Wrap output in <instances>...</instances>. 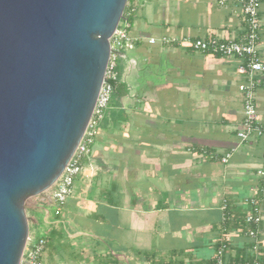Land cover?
I'll return each mask as SVG.
<instances>
[{
  "label": "crops",
  "instance_id": "crops-1",
  "mask_svg": "<svg viewBox=\"0 0 264 264\" xmlns=\"http://www.w3.org/2000/svg\"><path fill=\"white\" fill-rule=\"evenodd\" d=\"M128 5L135 42L119 56L122 94L113 93L98 123L72 194L59 210L50 191L28 201L29 236L46 242L43 264H156L159 256L166 264H207L223 242L226 262L264 258V200L256 238L245 233V199L258 198L264 182V131L247 142L236 135L241 59L148 41L236 38L245 28L240 8L231 0ZM260 17L264 61V0ZM257 76L264 124V73Z\"/></svg>",
  "mask_w": 264,
  "mask_h": 264
},
{
  "label": "water",
  "instance_id": "water-1",
  "mask_svg": "<svg viewBox=\"0 0 264 264\" xmlns=\"http://www.w3.org/2000/svg\"><path fill=\"white\" fill-rule=\"evenodd\" d=\"M127 0H0V264H19L92 115Z\"/></svg>",
  "mask_w": 264,
  "mask_h": 264
},
{
  "label": "built area",
  "instance_id": "built-area-1",
  "mask_svg": "<svg viewBox=\"0 0 264 264\" xmlns=\"http://www.w3.org/2000/svg\"><path fill=\"white\" fill-rule=\"evenodd\" d=\"M128 1L125 6V12L123 11L122 17L110 37V55L104 80L87 127L66 168L49 190L56 203L57 210L67 202L72 194L74 178L83 168V159L90 151V146L97 134L98 123L103 118L105 110L111 101L114 93L113 82L118 79L117 61L120 53L134 46L135 39L129 34L131 9H129ZM231 1L240 8L245 25L243 33L236 38L220 39L215 36L177 38L161 36L160 38L150 37L148 41L149 43L159 41L163 45L188 44L192 49L204 53L223 56L232 55L241 59L238 71L246 76V80L239 84V90L243 94V116L236 135L240 142H247L264 131V124L258 112L255 94V89L259 82L257 75L258 73H264V61L261 59L257 48L261 25V0ZM229 155L230 153H226L222 160L226 161ZM258 173L261 174L262 170H258ZM261 200H264V182L259 189L258 198L245 199V203L251 205V209L244 217V222L247 225L245 233L253 239L256 238V225L260 221L257 203ZM226 207L227 200L224 199L222 208L225 209ZM45 243L43 237L34 240L29 236L19 264H43L41 256ZM226 248L225 242L219 244L213 256L214 264H229L223 257ZM236 264H264V258L254 257L250 261Z\"/></svg>",
  "mask_w": 264,
  "mask_h": 264
},
{
  "label": "trees",
  "instance_id": "trees-1",
  "mask_svg": "<svg viewBox=\"0 0 264 264\" xmlns=\"http://www.w3.org/2000/svg\"><path fill=\"white\" fill-rule=\"evenodd\" d=\"M124 12H125V9H124ZM119 70V68H118ZM113 87H114V94L116 93L117 95H121L122 94V83L119 82V79H117L116 81L113 82ZM145 258H152L153 255H143ZM254 257H247V258H244V257H241L240 259H237V260H234V261H230L228 262L229 264H236L238 262H245V261H250L252 260ZM154 261V260H153ZM167 261L165 259H162V257H158L157 261H156V264H166ZM153 264V263H152ZM155 264V263H154ZM207 264H214V260L212 259L211 261H208Z\"/></svg>",
  "mask_w": 264,
  "mask_h": 264
},
{
  "label": "rangeland",
  "instance_id": "rangeland-1",
  "mask_svg": "<svg viewBox=\"0 0 264 264\" xmlns=\"http://www.w3.org/2000/svg\"><path fill=\"white\" fill-rule=\"evenodd\" d=\"M129 1H132V0H129ZM120 63H121V60H120V58H119L118 61H117V65L119 66ZM118 68H119V67H117V70H118ZM33 229H34V226H33L32 224L29 225V230L33 231Z\"/></svg>",
  "mask_w": 264,
  "mask_h": 264
}]
</instances>
